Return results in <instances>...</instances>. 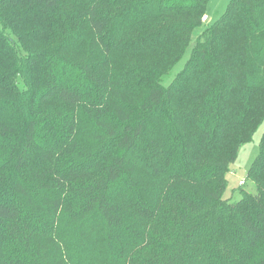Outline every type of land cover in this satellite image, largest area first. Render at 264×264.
<instances>
[{
	"label": "trees",
	"instance_id": "obj_1",
	"mask_svg": "<svg viewBox=\"0 0 264 264\" xmlns=\"http://www.w3.org/2000/svg\"><path fill=\"white\" fill-rule=\"evenodd\" d=\"M0 0V264H264V0ZM245 183V182H244Z\"/></svg>",
	"mask_w": 264,
	"mask_h": 264
},
{
	"label": "rangeland",
	"instance_id": "obj_2",
	"mask_svg": "<svg viewBox=\"0 0 264 264\" xmlns=\"http://www.w3.org/2000/svg\"><path fill=\"white\" fill-rule=\"evenodd\" d=\"M229 0H208L206 11L201 16L202 25L194 29L192 42L185 50L180 60L162 77L161 83L167 85L184 66L190 54V48L197 36L203 31L204 27L215 21L224 12ZM206 16V18H205ZM264 123L258 126L252 134L251 140L241 144L238 148L235 161L230 165V171L227 173V188L224 196L231 200L240 198V189L249 193H255L256 187L254 183L246 176L248 170L259 151L260 139L263 131ZM240 180H245V183L240 184Z\"/></svg>",
	"mask_w": 264,
	"mask_h": 264
},
{
	"label": "built area",
	"instance_id": "obj_3",
	"mask_svg": "<svg viewBox=\"0 0 264 264\" xmlns=\"http://www.w3.org/2000/svg\"><path fill=\"white\" fill-rule=\"evenodd\" d=\"M205 18H206V16H205ZM245 182V180H240V184H243Z\"/></svg>",
	"mask_w": 264,
	"mask_h": 264
}]
</instances>
